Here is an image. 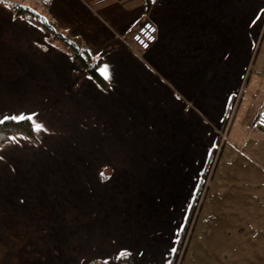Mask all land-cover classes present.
Segmentation results:
<instances>
[{
	"label": "crops",
	"instance_id": "obj_1",
	"mask_svg": "<svg viewBox=\"0 0 264 264\" xmlns=\"http://www.w3.org/2000/svg\"><path fill=\"white\" fill-rule=\"evenodd\" d=\"M46 14L100 59L108 84L0 2V119L42 125L36 141L14 134L0 146V201L8 195L0 227L24 228L35 216L52 234L27 241L68 242V252L52 246L68 264H171L214 131L226 120L178 264H264V132L250 128L259 107L239 109L244 96L264 100V0H48ZM146 20L157 28L149 49L120 39ZM94 124L130 168L122 190L77 187L72 165L89 170ZM13 190H31L36 201L15 203ZM74 227L93 234L83 249L71 235L56 238Z\"/></svg>",
	"mask_w": 264,
	"mask_h": 264
},
{
	"label": "rangeland",
	"instance_id": "obj_2",
	"mask_svg": "<svg viewBox=\"0 0 264 264\" xmlns=\"http://www.w3.org/2000/svg\"><path fill=\"white\" fill-rule=\"evenodd\" d=\"M19 3L22 4L23 6H26L30 9H33L36 12L39 13H44L46 14L47 7L44 9L42 7V1L40 0H8V4L11 3ZM50 36V35H49ZM71 37V36H70ZM120 39H123L122 37ZM125 39V38H124ZM123 39V40H124ZM255 53V52H254ZM259 101H260V96L256 93H254L251 97H243L242 105L239 107V110L241 113H244V115L248 112L256 111V109L259 107ZM225 121H222L221 127L219 130L214 131V135L216 134V138L218 136V132L220 129L225 125ZM130 122L128 121L127 124ZM97 125L94 124L93 133H94V146H93V162L90 163L88 166V169L92 171V175L89 174V170H86L83 168L84 164H81V162L76 161V163L72 165V167H75V172H76V182H77V187L80 189L82 188L83 184H87L88 186H91L92 190H122V187L129 186L126 182L128 181L126 173L130 171V168L128 167L127 164L123 163L120 161L119 156L117 151L114 148H108L106 147V141L101 140L102 137L107 133L106 131L98 130ZM115 133L117 131L113 130ZM120 133V132H119ZM129 133H131V130H125L123 131L122 134L123 136L125 135V140L127 139V136ZM176 133V132H175ZM102 136V137H101ZM215 139V138H214ZM216 140V139H215ZM125 142V141H124ZM215 142V141H214ZM216 143V142H215ZM214 145L208 151V155L206 152V158H205V167L202 172L201 178L199 179L197 188H196V193L194 195V199L191 202L190 205V211H189V216H188V223H191L192 225V218L194 216V208L195 206L197 207V202L199 198V192L202 190V186L204 183V179L208 176V174L211 171L212 165L214 163L216 154H215V149ZM98 145V146H97ZM82 148L77 147V150H73L72 152L75 153V158L81 156L79 153H83ZM125 149L132 150L130 145L126 143ZM70 153L71 154L73 153ZM131 153V152H130ZM73 159V157H72ZM88 165V164H86ZM108 173L106 176L101 177L99 174L100 172ZM148 170V167H147ZM87 172V178L86 176ZM111 173V174H110ZM210 175V174H209ZM210 177V176H209ZM209 178L207 179L208 182ZM205 184V189L202 192V197L204 195V192L207 187V183ZM78 189V190H79ZM89 189V187L87 188ZM200 190V191H199ZM14 191V196H13V202H17L18 198L22 199V202L30 204V202H35L36 200H33L35 197V194H33L30 197H28L31 193V190H13ZM96 194V192H94ZM201 197V200H202ZM8 198V195L4 196L0 202H5L4 199ZM47 203V202H46ZM201 203V201H200ZM199 203V205H200ZM199 208V207H198ZM198 212V209H197ZM196 212V214H197ZM15 212H13L14 214ZM195 219V218H194ZM25 220H23L24 222ZM40 221L37 220V218L34 216L31 220V222L27 223L25 227H19L17 226L15 229L13 228H8V226L5 227H0V239L3 238L2 234L3 233H9L8 234V242H1L0 241V264H68L69 263V258L68 257H62V258H56L53 255L54 249H52V246L57 245L58 250L60 251H66L68 252L69 250V243L68 242H56V243H36V242H28V239H35V234H39L40 232L43 231V229L46 230V233H51L48 229L51 228H46L42 227L39 225ZM187 224L183 227V232L182 236L183 241L185 237H188V226ZM189 225V224H188ZM187 227V228H186ZM59 229V228H55ZM74 229V231L72 230ZM88 229L93 230L92 226L88 227ZM191 229V227H190ZM9 230V231H8ZM76 230V232H75ZM87 228L84 229V227H74L71 228V230L68 231V228H64V230L61 233L57 234L58 239H68L70 238L69 236L71 235V238L73 236V240H75L77 244L82 245L83 249V243L84 239L86 238L87 235L92 234L90 231H86ZM184 233V235H183ZM32 235V236H30ZM93 235V234H92ZM54 238V237H53ZM22 240V242H21ZM71 240V239H69ZM81 240V241H80ZM90 240H92V237L90 236ZM180 244V243H179ZM178 244V245H179ZM182 243L177 249V252L175 256L172 259L171 264H178L181 251H182ZM80 249V248H78ZM62 255V254H60Z\"/></svg>",
	"mask_w": 264,
	"mask_h": 264
},
{
	"label": "trees",
	"instance_id": "obj_3",
	"mask_svg": "<svg viewBox=\"0 0 264 264\" xmlns=\"http://www.w3.org/2000/svg\"><path fill=\"white\" fill-rule=\"evenodd\" d=\"M40 1H42V7L45 9L47 7L48 0ZM144 2L146 7L150 6V0H144ZM10 8L15 15L26 16L34 24L46 30L50 35V40L60 42L70 54L71 58L76 61L86 71V73L94 79V81L102 87L107 86V81L98 70L100 59H93L89 51L78 38L70 37L56 25L50 16L45 15L44 13L36 12L33 9L23 6L22 4L13 2L10 4ZM14 134H21L33 141H36L34 122L31 119H28L27 116H25L24 119L14 120L9 117V119L4 120L3 123H0V146L7 142Z\"/></svg>",
	"mask_w": 264,
	"mask_h": 264
},
{
	"label": "built area",
	"instance_id": "obj_4",
	"mask_svg": "<svg viewBox=\"0 0 264 264\" xmlns=\"http://www.w3.org/2000/svg\"><path fill=\"white\" fill-rule=\"evenodd\" d=\"M156 34H157V28L156 26L149 20L143 21L137 25H133V26H129L126 28V30L124 31V33L120 36V38L122 37L123 39H129L134 45H136L139 49L141 50H147L149 49L152 44L156 41ZM226 125L227 123H225V125L220 129V131L218 132V136L216 139V143L214 146L215 149V154L217 155V152L221 146V143L225 140L226 138ZM250 128L251 129H260L264 132V100L261 103V105L259 106V108L257 109L256 115L255 117L251 120L250 122ZM210 174V173H209ZM209 174L208 176L204 179V183L202 186V190L199 192V200L197 202V207L195 206L194 208V216L192 218V224L194 221V218L196 216V212L197 209L199 207V203L201 201V197H202V192L205 189V184L207 182V179L209 178ZM189 224V225H188ZM188 230H190V227L192 226L191 223H188ZM187 228V227H186ZM189 234V232H188ZM187 234V235H188ZM184 235V233H183ZM183 237L181 239V243H182V250L184 248L187 236L185 237L184 241H183ZM180 243V245H181ZM182 252V251H181Z\"/></svg>",
	"mask_w": 264,
	"mask_h": 264
},
{
	"label": "snow or ice",
	"instance_id": "obj_5",
	"mask_svg": "<svg viewBox=\"0 0 264 264\" xmlns=\"http://www.w3.org/2000/svg\"><path fill=\"white\" fill-rule=\"evenodd\" d=\"M0 2H2V0H0ZM105 74H107V71H106V70H105ZM7 119H9V117L4 116L3 119H0V123H3L4 120H7ZM11 119H14V120H17V119H24V117H23V116H13V117H11ZM28 119H32V117H28ZM34 127H35L36 129H40V128H42V125L39 124V123H37ZM101 175H103V173H101Z\"/></svg>",
	"mask_w": 264,
	"mask_h": 264
}]
</instances>
